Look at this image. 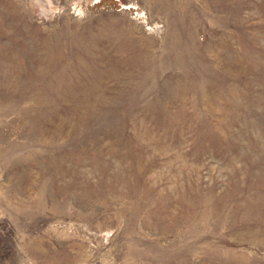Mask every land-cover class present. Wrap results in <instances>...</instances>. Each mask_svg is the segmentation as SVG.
<instances>
[{"label":"rangeland","instance_id":"rangeland-1","mask_svg":"<svg viewBox=\"0 0 264 264\" xmlns=\"http://www.w3.org/2000/svg\"><path fill=\"white\" fill-rule=\"evenodd\" d=\"M0 264H264V0H0Z\"/></svg>","mask_w":264,"mask_h":264}]
</instances>
